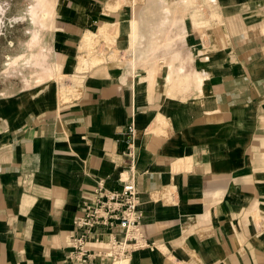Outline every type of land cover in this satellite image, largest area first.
<instances>
[{"label": "crops", "instance_id": "crops-1", "mask_svg": "<svg viewBox=\"0 0 264 264\" xmlns=\"http://www.w3.org/2000/svg\"><path fill=\"white\" fill-rule=\"evenodd\" d=\"M108 6L118 4L54 5L53 63L71 73L85 34L109 16L120 44L142 40L140 76L112 62L65 103L56 81L0 98V264H111L72 259L68 241L98 181L116 188L121 173L132 176V118L153 245L129 264H264V236L247 211H264V0ZM238 195L245 205L236 210Z\"/></svg>", "mask_w": 264, "mask_h": 264}, {"label": "rangeland", "instance_id": "rangeland-1", "mask_svg": "<svg viewBox=\"0 0 264 264\" xmlns=\"http://www.w3.org/2000/svg\"><path fill=\"white\" fill-rule=\"evenodd\" d=\"M58 1L0 0V98L18 94L20 91L30 89L44 81H56L59 97H61L59 98L60 102H63L62 95L67 91L70 92V98L68 97L67 101L74 100L81 95L82 88L79 92L73 91V87L77 83H72L75 77L71 74L78 71L80 58L86 53L90 57H97L98 60L87 68L89 71L84 73L85 77L97 66L112 62L129 65V69L132 70V74H130L132 77L134 76L133 71L138 72L135 70L137 65L134 67L133 53H139L140 49L143 48L142 40L138 38L136 33V37L131 38L129 44H120L119 42L122 40L120 22L108 16L107 21H104L100 28L92 30L91 43L87 44L83 37L79 46L75 69L71 73L61 74L60 69L53 63L52 52L48 43L54 34V28H52L55 20L54 5L56 6ZM113 1L118 6H108L110 12L113 9L128 5L134 11L135 7L143 0ZM208 16L211 18L210 15ZM105 29L107 33H105ZM135 38L137 40L132 45L131 43ZM85 77H78L81 80L79 85L82 84L83 86ZM239 199L238 195L234 201L232 200L236 210L240 209L239 206L245 205L244 200L241 203ZM247 211L253 213L257 231L264 236V211L251 206L247 207Z\"/></svg>", "mask_w": 264, "mask_h": 264}, {"label": "built area", "instance_id": "built-area-1", "mask_svg": "<svg viewBox=\"0 0 264 264\" xmlns=\"http://www.w3.org/2000/svg\"><path fill=\"white\" fill-rule=\"evenodd\" d=\"M84 73L76 71L71 74L75 77L72 83ZM133 74L135 77L140 75L135 71ZM77 84L73 91L79 92L82 84ZM67 93L70 96V92ZM136 135L132 118L127 129L126 151L131 161L132 176L123 177L124 172L121 173V185L116 188L107 187L105 179H100L86 205V211L74 220L76 230L68 241V247L70 257L76 261L89 262L101 257L109 258L111 264H129L134 252L153 245L142 229L144 214L135 179Z\"/></svg>", "mask_w": 264, "mask_h": 264}, {"label": "bare ground", "instance_id": "bare-ground-1", "mask_svg": "<svg viewBox=\"0 0 264 264\" xmlns=\"http://www.w3.org/2000/svg\"><path fill=\"white\" fill-rule=\"evenodd\" d=\"M206 21V20H205ZM200 25V24H199ZM105 26V25H104ZM205 25H203V27H204ZM207 26V25H206ZM107 27V26H106ZM108 28V27H107ZM111 28V27H110ZM116 28H117V26H116ZM115 28V29H116ZM193 28V27H192ZM113 29H114V27H113ZM119 29V28H118ZM101 30V29H100ZM106 30V29H105ZM196 30V29H195ZM99 31V30H98ZM102 31V30H101ZM100 31V33H102ZM115 31H117V30H115ZM203 31V30H202ZM92 32L93 31H90V32H88V33H86L85 34V36H84V40L86 41V43L87 44H89V43H91V41H92ZM119 32V31H118ZM204 32V31H203ZM105 33H107V30H106V32ZM115 33V32H114ZM109 35V34H108ZM115 35V34H114ZM205 35V34H204ZM113 36V35H112ZM111 38V37H110ZM114 39V38H113ZM116 39V38H115ZM93 40H94V38H93ZM110 40V39H109ZM108 40V41H109ZM117 41V40H116ZM114 43H115V41H113ZM89 47V46H88ZM87 47V48H88ZM134 55H137L138 53H133ZM88 55V53H86L85 55H83L81 58H80V61H79V65H78V72H87V71H89V69H87V68H89L92 64H94V63H96L97 62V60H98V58L97 57H90L89 55ZM137 57H134V61H135V64H134V66H136L137 65ZM62 74V73H61ZM60 76H63V75H60ZM81 77H84L83 75L81 76ZM75 82L76 83H80L81 82V80H80V78H76V80H75ZM60 87V86H59ZM61 88V87H60ZM59 93V92H58ZM68 97H69V94L67 93V92H64V94L62 95V99H63V102L62 103H65L67 100H68ZM59 98H61V97H59ZM70 98V97H69ZM123 264V263H122Z\"/></svg>", "mask_w": 264, "mask_h": 264}]
</instances>
